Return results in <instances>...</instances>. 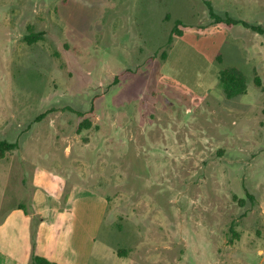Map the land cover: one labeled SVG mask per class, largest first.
<instances>
[{"label":"rangeland","instance_id":"1","mask_svg":"<svg viewBox=\"0 0 264 264\" xmlns=\"http://www.w3.org/2000/svg\"><path fill=\"white\" fill-rule=\"evenodd\" d=\"M208 4L264 27V0H0V221L48 174L103 212L90 264H264V36Z\"/></svg>","mask_w":264,"mask_h":264},{"label":"crops","instance_id":"2","mask_svg":"<svg viewBox=\"0 0 264 264\" xmlns=\"http://www.w3.org/2000/svg\"><path fill=\"white\" fill-rule=\"evenodd\" d=\"M35 177L37 194L32 200V212L18 203L0 221V264H31L33 251L55 264H90L103 212L89 204L79 205L90 195L77 191L62 207V179L56 177L55 183L48 174L38 173ZM53 195L56 202H52ZM34 216L42 219L36 224L37 243L33 250Z\"/></svg>","mask_w":264,"mask_h":264},{"label":"trees","instance_id":"3","mask_svg":"<svg viewBox=\"0 0 264 264\" xmlns=\"http://www.w3.org/2000/svg\"><path fill=\"white\" fill-rule=\"evenodd\" d=\"M209 7V13L210 16L215 20L216 23L218 24H226L227 26H234V25H243L244 27L251 29L255 33L264 36V27L261 25H250L246 21L243 20H236L230 17H222L220 15H217L212 7L208 4ZM181 25V22H178L176 25L175 33L178 36H182V31L178 29V26ZM43 37L42 33H30V35L26 36L25 40L29 44H33L39 40H41ZM219 86L222 88L223 93L225 97L228 100L235 99L237 97L243 96L247 93L248 85H247V77L245 73L237 68V67H228L219 72ZM257 85H260L259 79H255ZM90 122L89 121H84L81 124L80 128H90ZM18 148L17 143H12L6 140H0V161L4 160L7 156L8 153L16 150ZM23 209V207H21ZM28 214L30 212L27 211ZM33 214V213H31ZM38 218L37 216L33 217V227H32V244H33V250L35 249L36 246V224H37ZM31 264H55L52 262H49L47 259L40 257L36 255L33 251L32 259H31Z\"/></svg>","mask_w":264,"mask_h":264}]
</instances>
